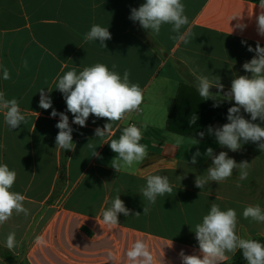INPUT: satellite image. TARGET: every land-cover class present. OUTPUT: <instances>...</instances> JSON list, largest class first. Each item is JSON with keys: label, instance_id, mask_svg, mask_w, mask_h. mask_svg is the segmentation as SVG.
Here are the masks:
<instances>
[{"label": "crops", "instance_id": "0c3cea01", "mask_svg": "<svg viewBox=\"0 0 264 264\" xmlns=\"http://www.w3.org/2000/svg\"><path fill=\"white\" fill-rule=\"evenodd\" d=\"M144 2L0 0V65L8 68L11 77L4 80L0 69V91L7 99H17L26 116V123L10 130L0 113V164L17 173L11 190L26 196L24 204L29 209L28 216L13 214L0 225V245L4 248L8 233L15 232L17 244L7 249L18 260L9 262L0 256V264H129L126 253L136 239L149 245L156 264H182V250L186 255L199 254L193 231L212 203L221 210H236V232L241 238L264 237V223L243 217L248 205L259 204L264 209V153L257 144L249 142L232 152L221 148L215 139L167 128L178 101L182 109L177 118L193 133L205 132L214 138L207 134L208 127L227 123V110L234 101L224 100L223 94L215 101L202 100L196 76H219L227 92L234 77L250 75L242 65L255 53L247 48H255L257 42L264 47L255 21L261 11L260 0H181L189 19L181 31L190 28L192 32L187 44L169 38L175 35L170 25L153 35L131 21L130 10ZM234 15L243 19L230 21ZM237 23L247 27L241 31ZM93 24L109 28L112 38L105 42L107 48L98 41L84 42ZM96 63L110 70L115 64L121 76L129 70L130 81L143 89L140 110L114 124L111 136L118 139L131 122L141 128L140 143L147 145L148 157L131 169L116 172L111 166L116 154L105 143L107 138L94 135L95 129L108 121L90 115L85 127L73 124L62 93L55 89L58 76ZM41 88H52L53 108L69 116L74 151L56 148L59 116L53 118L52 109L39 107ZM216 103L219 106L213 107ZM242 114L250 119V114L243 110ZM192 115L198 119L190 126ZM178 135L184 140L176 146ZM194 139L200 140L199 145H194ZM88 143L96 147L99 156H92ZM208 147L214 154L227 151L237 163L248 161L247 179L240 180L234 170L219 184L209 182L202 190L195 187L196 176L206 174L211 159L202 155L194 165L190 160L197 148L203 154ZM152 174L166 175L173 192L148 204L140 189ZM117 195L131 212L127 217L119 214V224L109 227L102 222L101 210ZM143 207L149 208L147 214H143ZM229 255L225 264L234 256Z\"/></svg>", "mask_w": 264, "mask_h": 264}, {"label": "clouds", "instance_id": "9594fccd", "mask_svg": "<svg viewBox=\"0 0 264 264\" xmlns=\"http://www.w3.org/2000/svg\"><path fill=\"white\" fill-rule=\"evenodd\" d=\"M259 9L261 11L255 17L256 30L258 35L264 37V0H260ZM129 19L138 22L142 29L153 35H159L162 26L170 25V31L175 35L169 38L177 43L187 44L192 36L190 28L181 31L189 24L181 0H145L138 8L130 10ZM234 19L243 18L241 15H234L230 21ZM246 27L244 23L236 24V28L241 31ZM111 38L109 28L99 24H93L83 37L85 43L98 41L104 48H107L105 42ZM247 50L255 53L250 61L242 65L244 71L250 75L234 77L230 90L224 92V85L219 76L210 77L203 74L196 76V88L204 101L209 99L215 101V97L221 94L224 100L234 101V106L227 110V123L217 127L209 126L207 129V134L214 136L221 148L237 152L244 144L252 142L257 144L260 152L264 153V127L261 126L264 124V47L257 42L255 48L248 46ZM23 66L28 68L26 59L23 61ZM116 68L117 66L113 64L110 70L103 63L84 67L79 72L73 68L58 76L55 89L62 93L66 102V111L73 116V124L85 127L90 115L108 121L103 127H97L94 135L100 139L107 138L105 143L109 144L112 152L116 154L111 166L116 172H120L142 163L148 157V151L147 145L140 143L143 134L141 128L135 124L124 127L118 139H111L114 134L113 125L129 118L131 113L139 111L144 99L143 89L130 81V71L126 69L121 76ZM0 69L4 80L11 78L7 67L0 65ZM212 88L218 91L213 93ZM52 91V88H41L38 91L39 107L44 110L52 109L50 116L53 118L59 116V121L55 125L59 130L55 138L56 148L74 151L76 147L72 135L74 129L70 126L69 116L53 108L50 95ZM218 106L219 103L213 105V107ZM242 110L243 113L250 114V119L245 118ZM0 113H3L4 123L10 130L26 123V116L22 113L17 99H7L3 91H0ZM197 119L196 115H192L188 121L189 125L196 124ZM257 120L261 123H255ZM198 135L203 139L205 132H199ZM183 140V136H176V146L182 144ZM194 141V145H199L200 140L194 139ZM87 146L93 148L92 156H99L95 151L96 147L89 143ZM202 155L211 159V165L204 172L206 174L196 176L195 187L202 190L209 182L214 181L219 184L230 178L234 170L240 180L247 179L250 167L248 161L237 163L235 159L229 157L227 151L214 154V150L208 147L203 154L197 148L192 154L190 163L196 164L197 158ZM16 177L17 173L7 164H0V225L6 223L13 214L29 215V209L24 204L26 196L11 190ZM172 192L173 187L166 175H148L146 185L140 189V194L148 204H155L158 197L171 195ZM130 212L120 195H117L112 199L109 207L101 210L102 222L109 227L116 226L119 224V214L127 217ZM148 212L149 208L143 207V214ZM135 215L138 216L140 213ZM243 217L264 223V209L259 204L248 205L243 210ZM237 225L238 217L235 209L221 210L218 204L212 203L207 214L203 215L202 222L197 223L193 231L198 242L199 254L186 255L182 250L179 253L182 264H225L230 259L229 254L234 255L238 250L247 264H264V243L251 238H241L236 232ZM39 241L40 238L37 237V242ZM16 244L15 232L8 233L6 247L12 250ZM126 256L129 264H156V256L142 239H136L130 245ZM109 257L115 259L111 252Z\"/></svg>", "mask_w": 264, "mask_h": 264}, {"label": "trees", "instance_id": "16d2710c", "mask_svg": "<svg viewBox=\"0 0 264 264\" xmlns=\"http://www.w3.org/2000/svg\"><path fill=\"white\" fill-rule=\"evenodd\" d=\"M181 103L176 102V105L174 107V111L172 113V115L170 116L168 123H167V128L168 130L175 132V133H179V134H184V135H189V136H199L197 133H193L188 129V127H186L185 125H183V123H181L177 117H179V113L181 112ZM181 120V119H180ZM204 138H208L213 140L214 138L208 137V136H204ZM254 240H257L261 243H264V237H258V238H253ZM0 256H2L3 258L9 260L11 258H14V255L12 254L11 251H9L7 248H4L0 245ZM246 261L244 260L242 253L238 250L234 256L231 259L230 264H245Z\"/></svg>", "mask_w": 264, "mask_h": 264}, {"label": "rangeland", "instance_id": "374dc122", "mask_svg": "<svg viewBox=\"0 0 264 264\" xmlns=\"http://www.w3.org/2000/svg\"><path fill=\"white\" fill-rule=\"evenodd\" d=\"M7 261H9V262H17L18 260H16L15 258H11V259H9ZM22 264H24V263H22Z\"/></svg>", "mask_w": 264, "mask_h": 264}, {"label": "built area", "instance_id": "2783aa9c", "mask_svg": "<svg viewBox=\"0 0 264 264\" xmlns=\"http://www.w3.org/2000/svg\"><path fill=\"white\" fill-rule=\"evenodd\" d=\"M130 124H135V123L131 122V123H129V125H130ZM135 125H136V124H135ZM136 126H138V125H136Z\"/></svg>", "mask_w": 264, "mask_h": 264}]
</instances>
